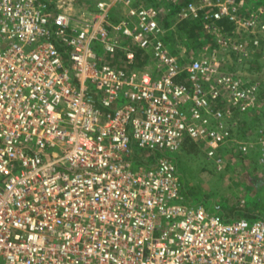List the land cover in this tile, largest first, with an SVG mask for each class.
I'll use <instances>...</instances> for the list:
<instances>
[{"label": "built area", "instance_id": "obj_1", "mask_svg": "<svg viewBox=\"0 0 264 264\" xmlns=\"http://www.w3.org/2000/svg\"><path fill=\"white\" fill-rule=\"evenodd\" d=\"M82 1L91 18L0 0V264H264V218L184 197L174 155L189 138L264 171L262 84L224 66L260 45L264 3L180 4L212 38L185 54L154 4Z\"/></svg>", "mask_w": 264, "mask_h": 264}, {"label": "rangeland", "instance_id": "obj_2", "mask_svg": "<svg viewBox=\"0 0 264 264\" xmlns=\"http://www.w3.org/2000/svg\"><path fill=\"white\" fill-rule=\"evenodd\" d=\"M182 1L150 0L149 2H156L162 14L176 20L177 9H174V7ZM69 2L72 3L75 16L83 15L85 18H91L95 12L93 2L83 3L82 0H65L66 5ZM261 3H264V0H247L250 8ZM166 7L168 14H166ZM82 10L85 12L82 13ZM243 12L245 11L243 10ZM124 13L125 7L121 5L112 8L109 16L114 19ZM187 25L192 24L187 22ZM225 25L230 27L227 23ZM258 33L261 38L263 37L261 50L258 49V51L254 48L255 50L253 49L254 51L247 55L228 50L224 52V66L239 75L258 80L264 85V30ZM238 36H245V32L234 33V37ZM200 37L203 41H211L212 39L203 35ZM178 43L176 45L178 53H191L198 46L193 43ZM96 51L99 54L104 53L97 45ZM103 59L119 63L121 55H107V57L103 56ZM195 148V151L187 152L179 149L174 153L180 172L181 193L183 196L186 198L191 197L194 201H200L205 206L210 205L212 201H217L228 213L238 210L237 214L240 215L241 208H243L245 213H253L264 218V171L256 164L255 157L252 154L234 156L228 158L221 169H216L213 160L207 157L204 150L196 143ZM241 199H244L242 206L239 205Z\"/></svg>", "mask_w": 264, "mask_h": 264}, {"label": "trees", "instance_id": "obj_3", "mask_svg": "<svg viewBox=\"0 0 264 264\" xmlns=\"http://www.w3.org/2000/svg\"><path fill=\"white\" fill-rule=\"evenodd\" d=\"M150 0H135V2L137 3H143V4H154L155 6H157L159 9V5L156 4V2H149ZM188 0H183L182 2H179L178 4L175 5L174 9H178V6L184 2H186ZM163 9V8H162ZM165 9V7H164ZM167 9V7H166ZM168 9L166 10V14H168ZM173 18V17H172ZM172 18L167 17L165 14H162V22L164 23L165 26H170L173 22H175L173 27H169L168 29H166L165 33L163 34V38L166 42V44L168 45V47L170 48L171 51L178 53V48H177V44L180 43H184V44H189V43H193V44H197L200 45L203 42V39H201L200 36H206V37H211L210 34L208 32H206L204 30V28L202 27V25H198V24H193V25H187V21L186 20H180V21H175L172 20ZM223 24H226V21H222ZM188 26V27H187ZM178 38V40H176ZM263 37H260V45L255 47L256 50H261L260 48L262 47V41ZM254 49V48H253ZM255 50V49H254ZM254 50H251V52H253ZM258 50V51H259ZM107 57V55H106ZM107 60V59H106ZM111 61V60H109ZM112 62V61H111ZM262 90L264 92V85H262ZM180 150H185L187 152L190 151H195V143L189 139V138H185L183 140L182 146L180 148ZM243 215H246L248 217H255L257 216L256 214H248L244 212Z\"/></svg>", "mask_w": 264, "mask_h": 264}]
</instances>
